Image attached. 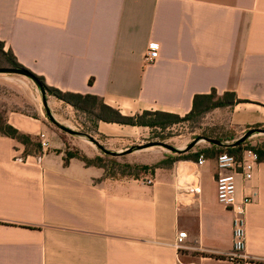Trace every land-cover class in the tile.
Segmentation results:
<instances>
[{
    "label": "crops",
    "instance_id": "obj_1",
    "mask_svg": "<svg viewBox=\"0 0 264 264\" xmlns=\"http://www.w3.org/2000/svg\"><path fill=\"white\" fill-rule=\"evenodd\" d=\"M150 44L158 55L145 65ZM0 45L47 87L95 96L123 116H184L195 95L214 90L240 101L232 126L264 125V0H0ZM4 118L48 137L39 115ZM134 129L100 122L97 133ZM49 147L37 162L0 134V264H264V162L249 182L237 180V198L253 203L244 258L231 259L233 216L217 202L214 159L157 169L147 186L65 164L58 144Z\"/></svg>",
    "mask_w": 264,
    "mask_h": 264
},
{
    "label": "rangeland",
    "instance_id": "obj_2",
    "mask_svg": "<svg viewBox=\"0 0 264 264\" xmlns=\"http://www.w3.org/2000/svg\"><path fill=\"white\" fill-rule=\"evenodd\" d=\"M1 68H13L7 54H0ZM46 104L57 123L79 135L65 133L50 122L45 114L40 91L30 79L17 74L0 73V117L4 118L8 112L31 117L39 115L48 128V137H46L48 143L51 141L58 144L64 154L80 153L84 155L80 148L84 149L88 153L86 157L93 160L95 165L103 166L102 169L108 177L144 179L157 170L154 167L160 162L204 150H211L209 152L214 154L213 160L219 152L233 148L232 144L250 130H252V134L243 142L242 146L247 149L264 150V125L258 127L253 125L246 128L232 126L229 123V113L231 111L229 107L212 109L201 116L181 120L164 129L136 127L137 129L127 131V133L124 132L125 136L106 138L97 133L98 124L101 122L97 119L101 117V112L98 109L92 111V113H84L75 111L73 108L61 110L48 104V100H46ZM184 116L179 117L183 118ZM86 136H90L109 152L119 153L127 149H132V152L118 157L105 155ZM33 138L34 142L39 143V137ZM204 138L220 141L224 146L212 147L213 145L205 142ZM196 139L200 141L188 153L183 154H175L160 146H151L144 149L138 147L151 143H164L174 149L183 150ZM27 149L30 155L37 156L39 154L34 153L32 146ZM49 149L50 147L47 151ZM172 164L167 165L165 168L170 167Z\"/></svg>",
    "mask_w": 264,
    "mask_h": 264
},
{
    "label": "trees",
    "instance_id": "obj_3",
    "mask_svg": "<svg viewBox=\"0 0 264 264\" xmlns=\"http://www.w3.org/2000/svg\"><path fill=\"white\" fill-rule=\"evenodd\" d=\"M0 54L5 55V53L2 51L1 45H0ZM6 54L9 56L10 64L13 68L23 69V67H21L19 64L15 62L11 54L9 53ZM33 76L41 83L43 89L46 91L48 95L53 96L59 101H62L63 103L71 106L75 111L92 113V111L98 109L101 112V117L97 118L99 121L103 123L117 124L120 126L164 129L170 125L178 123L181 120L188 119L193 116H201L212 109L223 108V107L232 108L236 104L240 103V101L236 98L234 93L227 92L219 96L214 90H212L209 94L206 95H195L193 97L191 111L188 114H186L183 118H180L178 115L164 113V112H157V111L156 112L144 111L134 116H123L117 110L104 105L95 96L63 93L57 89L47 87L43 83L41 78H38L35 75ZM258 126L259 125H255V127ZM0 134L5 137L14 139L17 142H19L21 145H23L25 155H30L27 149L29 146L33 147L35 154L40 153V144L38 142H34L35 140L32 136L20 133L18 130L14 129L12 126L7 124L5 118L2 117H0ZM242 144L233 148H229L228 151L219 152V154L225 152L231 155L239 156L242 153V151L247 149L243 147ZM212 147H214V145ZM251 150L255 151L258 154L259 162H264V150L262 149L257 150L255 148H252ZM209 151L211 150H204L201 152H196L184 156L181 155L179 156V158H172L171 160H168L166 162H160L154 168L156 169L165 168L167 165L172 164L175 161L197 162L198 158L201 156L204 159H212L214 154ZM70 159H77L87 167L93 166L101 169L103 168V166L101 165H95L93 163V160L88 159L85 155H82L80 153H74V154L66 153L64 158L65 164H67V162Z\"/></svg>",
    "mask_w": 264,
    "mask_h": 264
},
{
    "label": "built area",
    "instance_id": "obj_4",
    "mask_svg": "<svg viewBox=\"0 0 264 264\" xmlns=\"http://www.w3.org/2000/svg\"><path fill=\"white\" fill-rule=\"evenodd\" d=\"M158 55V46L150 44L144 56V64H152ZM40 144V153L35 156L37 162H40L42 156L49 148L46 136L41 133L38 135ZM206 159L199 157L196 165L202 166ZM216 173L214 175V184L216 187L217 202L227 211L232 213V253L231 259H243L245 248V229H246V213L249 205L253 203V196L244 194L240 199L237 198V180L249 182L255 170L259 165L258 154L246 149L239 156L228 153H220L214 158ZM141 181L151 186L154 184V178L149 176L141 179ZM186 239V233L181 232L177 235L174 247L177 250L183 249V241ZM177 264H194L183 263L177 259Z\"/></svg>",
    "mask_w": 264,
    "mask_h": 264
},
{
    "label": "water",
    "instance_id": "obj_5",
    "mask_svg": "<svg viewBox=\"0 0 264 264\" xmlns=\"http://www.w3.org/2000/svg\"><path fill=\"white\" fill-rule=\"evenodd\" d=\"M0 73H6V74H17V75H21L24 76L28 79H30L39 89L40 94H41V100H42V104L45 110V114L48 117V119L50 120L51 123H53L55 126H57L60 130H62L65 133H68L70 135H79L78 133L61 126L59 123H57L52 115L50 114L48 108H47V104H46V91L43 89L41 83L33 76L31 75V73L27 72L24 69H20V68H1L0 69ZM264 133V130H263ZM252 134V130H250L249 132H247L246 134H244L241 138H239L234 144H232V147H236L240 144H242L247 138H249V136ZM89 141L91 143H93L99 150H101L105 155H110L112 157H118V156H122V155H126L132 152V149H127L124 152H119V153H113V152H109L107 150H105L101 145H99V143L95 140H93L90 136H86ZM205 142L217 146V147H222L224 146L223 143H221L220 141L217 140H213V139H209V138H204L203 139ZM199 139L194 140L193 142H191L186 148H184L183 150H177L174 149L173 147L164 144V143H151V144H147L145 146H138L141 149L147 148V147H151V146H160L163 147L175 154H182V153H187L189 152L196 144L197 142H199Z\"/></svg>",
    "mask_w": 264,
    "mask_h": 264
}]
</instances>
